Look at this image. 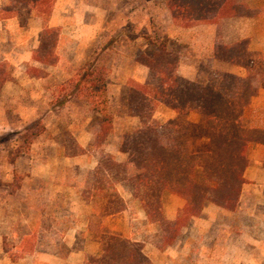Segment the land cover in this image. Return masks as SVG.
Listing matches in <instances>:
<instances>
[{
    "label": "rangeland",
    "instance_id": "rangeland-1",
    "mask_svg": "<svg viewBox=\"0 0 264 264\" xmlns=\"http://www.w3.org/2000/svg\"><path fill=\"white\" fill-rule=\"evenodd\" d=\"M168 1L56 0L54 22L63 26L48 27L57 30L58 35L55 50L58 61L48 65L34 57L47 24L42 30L40 17L28 10L21 11V16H10L7 11L14 5V0H0V210L5 217L3 250L15 255L17 258L13 261L18 264H30L23 261L26 256L44 253L59 254L68 259L73 249L63 240H74L75 235L69 229L76 222L81 226L88 224L89 231L77 234L80 247L74 250L78 256L72 264H89L91 258H99L104 243L111 236L137 242L125 237L135 229L140 233L145 231V235L141 233L137 237L145 241L138 242L144 244V254L150 258L147 257L148 264H169L170 259H175L174 264H186L184 259L192 261L199 257L195 248L202 238L200 232L210 224L201 220L204 213L194 218L200 220L198 223L191 219L170 245L157 225L149 223L148 229L144 230V209L134 197L129 201L123 198L126 196L124 190L130 192L126 185H116L126 209L111 217L105 211L109 193L105 201L99 195L87 199L86 192L94 186L93 171L81 170L72 159L89 154L87 149L79 147L78 134L86 127L95 131L98 128L96 120L90 119L96 111L84 86L80 85L83 69L95 64L94 81L98 84L106 82L108 112L115 127L106 143L101 146L93 143L91 151L98 157L106 153L104 147L108 145L113 153L106 154L126 164L129 156L122 149L144 126L140 114L147 117L150 114V108L142 101L141 89L144 88L155 105L152 122L164 125L177 120L170 119L173 116L170 107L157 102L159 76L148 67L149 61L159 62L163 68L167 62L175 64L178 75L180 64L199 69L203 56L206 58L210 53V40L214 35L215 45L218 42L224 44L222 25L229 23H222L224 19L218 24H209L216 29L196 28L203 25L184 28L189 29L188 38L191 39L188 41L189 53L183 57L180 52L184 49L171 37L170 19L175 25L176 22L167 9ZM242 3L259 10L261 16L254 19H264V0H242ZM256 26L264 29V22ZM245 40L250 45V40ZM215 49L216 46L214 52ZM97 92L102 94V91ZM65 99L67 104L59 109L58 101ZM97 100L102 102L100 97ZM190 132L180 139L184 143L193 142L195 146L206 135L204 125ZM66 157L70 161L65 162ZM30 166L35 170L34 177L33 181L27 182L32 183L33 193L26 196L24 178L30 174ZM55 175L59 192L48 186L49 177ZM162 201L168 219L167 214L174 212L176 202L168 192L164 193ZM24 221H27L26 225ZM220 221L233 223L236 227H241L242 223L255 227L241 218L235 221L224 217ZM29 226L31 229L27 232ZM208 235L204 240L213 245L206 252L208 264H247L243 262L253 257L258 260L257 264H264V251L248 244L245 246L241 234L228 236L223 233L215 240L210 238L211 233ZM94 239L101 243V252L97 255L94 254L96 249L88 244ZM185 241L188 242L186 248ZM85 244L89 247L86 250Z\"/></svg>",
    "mask_w": 264,
    "mask_h": 264
},
{
    "label": "trees",
    "instance_id": "trees-1",
    "mask_svg": "<svg viewBox=\"0 0 264 264\" xmlns=\"http://www.w3.org/2000/svg\"><path fill=\"white\" fill-rule=\"evenodd\" d=\"M14 2L7 11L10 16L18 17L21 11L28 10L48 23L56 0ZM168 9L176 25L182 28L218 24L221 19L261 16L258 9L249 8L242 0H169ZM57 39V30L46 26L41 46L34 57L44 64H56ZM214 59L245 67L249 75L240 78L225 74L205 85L178 76L175 64L167 62L163 68L159 62L149 61L148 67L159 76L157 102L170 107L179 117L164 125L152 122L150 119L155 105L144 88L141 89L142 101L145 107L150 108V114L148 117L140 114L144 126L137 133L139 135L132 142L125 143L122 149L128 154L129 162L119 163L103 152L98 156V167L92 172L94 186L85 194L87 199L99 195L105 201L109 193L108 209L105 206V211L107 215L118 214L126 207L116 185H126L133 197L140 201L148 222L160 228L164 240L170 245L191 219L203 215L207 205L237 210L246 182L244 173L250 166V145H264V130L248 129L242 123L244 111L258 94L260 79L264 78L263 55L249 51L247 40L232 46L218 42ZM95 68L96 65L91 64L82 70L80 85L84 86L96 111L94 119L98 128L94 143L101 146L113 133L114 126L108 112L106 82L98 84L94 81ZM97 90L102 94H98ZM97 97L102 102L99 103ZM67 102V99L58 101L57 105L63 108ZM100 105L104 107L101 110L98 108ZM189 112H196L202 117L207 144L195 146L193 142L184 143L180 139L184 133L196 128L184 120ZM166 192L185 201L179 217L174 221L168 220L163 212L162 200ZM24 251L32 253V250ZM7 253L12 260H16L15 255ZM148 261L143 243L111 236L104 243L103 254L99 258H91L89 264H148Z\"/></svg>",
    "mask_w": 264,
    "mask_h": 264
},
{
    "label": "crops",
    "instance_id": "crops-1",
    "mask_svg": "<svg viewBox=\"0 0 264 264\" xmlns=\"http://www.w3.org/2000/svg\"><path fill=\"white\" fill-rule=\"evenodd\" d=\"M40 20L42 19L40 18ZM54 21H55V11L50 17L48 23H44V21L42 20L43 22L42 30L44 29L46 24L48 27L63 26L60 23L56 24ZM226 21H228L229 23L227 25H222L224 30L223 41L225 45L232 46L237 43H240L245 39H249L250 40L249 51L261 53L264 57V29H258L256 26L257 24L263 23L264 19H254V18L224 19L222 20V23ZM230 22L232 24H230ZM225 26H227V28ZM196 28L216 29L215 26L213 25H203ZM170 29H171L170 32L172 33L171 34L172 39L175 40L179 44V46L184 49L183 50L181 48V50L183 51H181L180 54L183 57H186L189 53L188 50L190 49L189 48L190 43L188 42L189 39H191L188 38L190 36L188 33L189 29H184L176 26L173 20L171 19H170ZM201 38L194 37V39H201ZM210 42H212L209 49L210 53L206 58L205 56H203L204 58L200 61L199 69L198 67L196 68V66L180 64V67L178 69V75L182 76L184 79H187L189 81L205 84V85L215 82L217 79L221 78V76L225 74L234 75L240 78H246L249 75V71L245 67L215 60L214 59V47L216 46L215 35L214 38L210 40ZM260 83H261V87L258 91V94L252 98L249 107L245 109L243 114L242 123L243 126L248 129L264 130V78L263 77L260 79ZM172 113L173 116L170 119H176L179 117V115L175 111H173ZM94 115L92 114L90 118L91 120L94 119ZM184 120L186 122L195 125L196 128L200 125L201 126L204 125L202 117L196 112H189L184 117ZM113 126H114V122H113ZM95 133H96L95 130H90L86 127L83 129V131H81L78 134L77 139H78L79 147L83 149H87L89 151V154L72 158L73 160L76 161V165H78V167L81 170L87 172L94 171L98 166V157L96 153H93L91 151L94 143ZM207 143L208 140L206 134L204 137L200 139L199 145L201 146L202 144H207ZM104 151L106 153H113L108 145L104 147ZM249 159H250V166L246 169L244 173V178L246 182L242 187V193L240 196L237 210L229 211L215 204H209L204 209V217H203L204 219L201 220L203 222H206L207 224L209 223L210 224L200 232V234H202V238L198 246L195 248L196 250H198L197 254H199V257H197V259H194L192 261L188 259H184L186 264H208L210 262L209 257L206 255V252L208 251V249L213 248V245L210 246L209 243L205 242L204 240V237L210 233H211L210 238L212 239L214 238V240L216 238H219V236H221L223 233H225L228 236L234 234H241L245 240V242H243L245 246H247L248 244L259 250L264 251V145L257 143L251 144L249 148ZM64 160L65 162L70 161L69 158L67 157ZM30 163L32 164V161ZM46 163L44 164L46 165ZM34 171H35L34 168L30 166L28 171V173L30 174L26 175L24 178L25 188H23V191L25 192L26 196L27 193L29 194L33 193L32 183L30 184V182L27 181L30 180L33 181ZM49 181L50 182L48 186L50 187V189L53 190L54 192L55 190L59 192L60 185L56 183V175L51 178L49 177ZM124 192L126 196H124L120 191V193L123 195V198L126 199V201H129L130 199L133 198L132 193L130 192L128 193L126 190H124ZM171 196L174 198V201L176 202V207L174 208V212H170L167 214V217L169 220H176L185 205V201L176 195L171 194ZM109 217H111V215ZM142 217L144 224L146 225L144 227V230H147L150 224L148 222V218L144 210ZM224 217L230 218L231 220H235V221L238 218H241L243 220H247L251 222V224L252 225L254 224L255 227H251L250 225H247V223H242L241 227H236L235 225H233V223H226V224L221 223L220 220L221 218ZM8 218H10V216H8ZM4 221H5V217L4 215H2V211L0 210V264H18L16 261H13L10 255L6 254L3 250L2 233L4 232V228H3L5 224ZM198 221L200 220H196L195 222L198 223ZM24 223L26 225L27 221H24ZM194 227H197V224H195ZM28 229L29 230L27 232L30 231L31 229L30 226ZM56 231H58V227H56ZM88 231H89L88 224L85 226H81L80 223L76 222L73 224V226H71L69 232L74 233L75 235L74 240L72 241L67 239L63 240V243H66V245L70 249H73L68 259L60 256L59 254L51 255L44 253L41 255L38 254L34 256L28 255L25 257L23 261L27 263L30 262V264H72L75 261L76 256H78V253L74 250L80 247L79 241L77 240V234L79 235L82 232L87 233ZM144 232L142 230L141 232L142 235H145ZM141 233L140 230L135 229V231L126 234L125 237L130 238L133 241H137V242L140 241L145 243L144 239H138L137 237L140 236ZM88 244H90L89 245L90 248L96 249L94 253L95 255L101 252V243L97 241V239H94V241ZM88 244H85L84 246L85 250L89 248ZM183 245L184 248H186V246H188V242L185 241ZM146 248H148V245L146 246ZM153 248L155 249V247ZM91 253L93 254V252ZM146 256L149 258L148 255ZM151 261H153V259ZM236 262L237 261L235 260L234 263ZM257 262L258 260H256V257H253L251 259L248 258L243 263L257 264ZM153 263L156 264V262ZM174 263H175V259H170L169 264H174Z\"/></svg>",
    "mask_w": 264,
    "mask_h": 264
}]
</instances>
